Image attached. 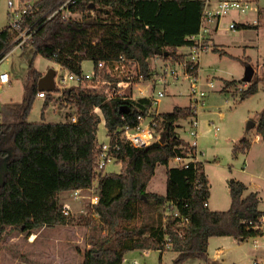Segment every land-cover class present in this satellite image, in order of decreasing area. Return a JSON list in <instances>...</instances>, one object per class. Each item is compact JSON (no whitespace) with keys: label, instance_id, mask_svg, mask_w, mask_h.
Instances as JSON below:
<instances>
[{"label":"trees","instance_id":"1","mask_svg":"<svg viewBox=\"0 0 264 264\" xmlns=\"http://www.w3.org/2000/svg\"><path fill=\"white\" fill-rule=\"evenodd\" d=\"M64 1L36 0L24 13L19 29L9 24L3 27L0 30V62L18 45L20 32L28 29L29 38L21 48L32 47L33 57L40 55L80 73L84 59L83 55H78L80 41L86 43L83 40L91 31L112 26L114 48L109 42L104 43L101 50L95 44L89 49H97L96 53L91 52L87 58L93 61L96 69L98 61L122 56L137 65L136 78L146 81L154 70L151 58L159 56L166 61L185 56L178 49L187 47L188 37L199 32L205 6V0H75L67 8L70 14L65 15L62 10L57 11ZM73 13L76 16H72ZM235 25L239 30L254 27L246 23ZM156 48L162 51L160 55ZM212 50L226 55L216 46ZM242 62L250 65L247 58ZM100 71L102 78L111 80L106 68ZM41 76L31 61L25 95L16 113L18 120L0 122V264L7 235L16 231L29 235L43 225L72 224L74 219L61 211L58 195L75 188H89L97 176L99 200L90 208L102 219V224H94L90 215H81L76 221L90 228L86 234L89 247L84 250L80 264H122L124 254L133 250H155L160 254L171 250L176 253L173 264H182L191 258L206 260L211 237L232 236L247 240L264 236L261 221L264 212L258 208L260 198L255 191L246 193L247 187L242 181H228L230 206L227 210L208 208L210 190L204 165L190 159L195 148L177 133L179 120L196 115L190 104L174 106L170 112L154 115L158 132L155 133L159 138L147 146L136 147L119 139V149L114 155L121 164L120 172L97 173L96 144L101 116L95 108L100 110L106 130L112 133L125 124L135 125L138 115H145V105L149 101L145 98L128 100L126 110L119 111L116 104L120 99L105 91L107 84L96 87L95 81H84L62 91L75 106L76 121L69 117V120L55 123L29 122L28 115L39 93L37 81ZM262 80L254 74L247 84L224 81L222 91L239 84V98L246 99L258 91ZM241 84L246 85L242 87ZM46 105L45 101L43 109ZM256 132L264 141V108ZM249 148L250 141L242 139L233 146L232 153L235 156L243 154ZM175 157L187 158V167H169ZM158 164L166 166L164 195L146 190ZM165 203H170L178 216L168 218L163 224L159 209ZM139 213L144 215L140 224L125 225ZM182 217L188 221L178 225Z\"/></svg>","mask_w":264,"mask_h":264},{"label":"rangeland","instance_id":"2","mask_svg":"<svg viewBox=\"0 0 264 264\" xmlns=\"http://www.w3.org/2000/svg\"><path fill=\"white\" fill-rule=\"evenodd\" d=\"M13 7H8L7 0H0V30L8 24L10 20L9 10L14 9L17 0H12ZM36 0L28 2H20L17 6L22 9L24 5L32 6ZM216 0H209L208 7L214 6ZM251 2V10L246 14H242L235 9L227 11L219 19L217 30L214 32V43L217 41L225 44L227 51L234 56L220 55L214 51H204L200 55L199 60V77L197 84L206 91L203 98V105L197 109L196 126H190V120H179L177 124L178 136L184 141L194 142L197 144V149L202 160H206L205 173L209 183V207L213 211H224L229 208L230 195L228 181L237 179L242 181L249 189H257L261 195H264V141L254 143L251 150L247 154L232 153L233 141L239 143L240 133L246 132V124L250 121L256 122L259 120L260 112L262 111L264 92L260 89L255 96L246 98L243 101L237 96L233 98L231 95L226 96L221 93V88L224 85L223 79L233 80L243 78L246 66L243 64V55L249 56L250 62L264 61V0H247ZM256 18H255V12ZM10 12V11H9ZM69 15V12H66ZM9 14V15H8ZM76 16V14H72ZM255 18V19H254ZM236 23H258L257 27H250L238 30L236 27L229 28V24ZM211 26V25H210ZM111 27V28H110ZM112 26L102 27L98 31H91L83 41H80V49L78 55H83L81 61V69L84 72L92 71L93 61L87 58L91 52L96 53L97 49L109 42L113 45V36L115 35ZM107 30H109L107 32ZM109 37V38H107ZM27 40V39H26ZM209 40V38L207 39ZM88 42H91L88 45ZM254 44L255 47H247L245 52H242V45ZM96 44L97 49L91 48ZM106 45L109 46L107 43ZM75 46V45H74ZM77 46V45H76ZM84 46V48H83ZM187 52V51H185ZM181 52V53H185ZM100 55V54H99ZM33 58V59H32ZM112 59L111 62H115ZM168 60V59H167ZM166 60V61H167ZM32 61L34 69L46 73L48 69L53 68L61 75L65 73L64 68H59L58 63L47 60L46 58L36 55L33 57V48L26 47L25 49L17 46L10 54L0 62V72L7 71L10 73L11 81L4 85H0V122L12 123L16 122L19 105L22 103L25 95V86L29 74V65ZM164 60L157 56L150 59L153 71H157ZM257 62L253 64L254 74L262 77L261 84L264 85V63ZM112 64V63H109ZM108 64V65H109ZM129 66L132 84L129 87L126 85L122 88L124 93L131 90L137 97V65L131 63ZM61 67V66H60ZM242 72V73H241ZM242 74V75H241ZM223 78V79H222ZM180 81V82H179ZM213 86H209V82ZM145 82V81H144ZM139 83L138 86H149L148 82ZM177 88L173 83H170L167 92L165 86L164 93L167 95L162 97L156 109L160 112H170L175 105L186 106L189 103V82L185 79L177 80ZM223 82V84H222ZM104 83H97L96 87L102 86ZM69 84L65 89L71 87ZM238 85H231L226 90L234 94H239ZM241 86H245L241 84ZM261 87V86H260ZM105 91L110 93L109 86L105 87ZM148 93L151 89H145ZM237 99V100H235ZM45 111L42 108V100L35 97L32 108L28 115L29 122H61L69 120L65 117L66 114L74 112L75 106L69 102L63 93L50 96L47 100ZM18 102L19 104H15ZM51 104V107L49 105ZM49 107V108H48ZM101 116V121L98 124L97 142L105 138L106 131L105 122L102 118L99 109L96 110ZM42 112L43 118H42ZM159 113V112H158ZM215 127H218L216 130ZM198 130L197 137L190 134V129ZM156 132V131H155ZM158 133V132H156ZM242 138V137H241ZM242 140V139H241ZM174 159L169 162V167L179 165ZM121 164L119 162L109 163L105 171L119 173ZM1 171V168H0ZM146 190L160 195L166 193V166L158 164L155 169V174L150 180ZM57 201L61 204H69L72 214L70 217L74 219L73 223L68 226H57L59 232L63 235L61 242L51 243L46 238L48 230L44 228L42 233L34 230L29 235L21 232H13L5 237L3 242V250L1 253V264H80L83 259V252L88 248L86 234L90 228L76 224L78 218L90 215L89 203L76 204L68 192L61 193L57 197ZM264 208V205H261ZM80 209L86 211V214L80 213ZM91 216V215H90ZM94 216V215H93ZM144 215L137 214L133 220L125 223L127 226L138 225L142 222ZM94 224L100 226L102 219L98 216L93 217ZM76 224V225H75ZM31 234H35L29 240ZM258 249L261 257L264 255V236L249 238L247 240H236L232 236H214L209 239L207 259L191 258L184 261L182 264H251L254 259V249ZM223 248L222 253H218L217 249ZM176 253L171 250H165L160 254L159 251L149 250L147 253L141 250H133L126 253L124 256V264H173V259ZM134 260L137 263H134Z\"/></svg>","mask_w":264,"mask_h":264},{"label":"built area","instance_id":"3","mask_svg":"<svg viewBox=\"0 0 264 264\" xmlns=\"http://www.w3.org/2000/svg\"><path fill=\"white\" fill-rule=\"evenodd\" d=\"M17 2L14 9L9 10L10 12L8 11V13L11 15L8 24L11 25L14 29H19L20 22L24 13H26L28 9L31 8V6L27 4L24 5L22 9H20V7L17 6ZM74 2L75 0L64 1L63 4L59 7V9H57V11L62 10L65 15H68L66 12H69L70 14V11L67 8L70 4ZM208 3L209 0H205V6L202 11L199 32L188 37L190 42L186 47L187 52L185 53V56L182 59L173 60L170 58L167 61H164L157 71L152 72L151 78L145 81L149 83V89H151L149 93L148 91L145 92L143 90H140L139 92L141 95L139 94L137 97L129 89L127 93H124L122 88L125 85L129 87L130 84H132V79L128 66L131 64V62L122 56H119L115 60V62H111V60H100L96 64V69L94 65L92 71L88 72L81 71L80 73H76L60 65L61 68H64L65 73H62L61 75L57 73L55 75L54 89L56 90V92L54 93H61L70 83L73 85H78L84 81H95V84H107L110 87V94L119 97L120 101L116 104V108H119L121 105H125V102L128 100L135 101L138 98H145L149 101V104L145 105V115H138V121L135 125L125 124L122 127H119L117 130L113 131L112 133H109L106 130V133L104 135L105 138L97 142V173L104 171L109 163L117 162L114 153L119 149V139L122 138L126 142L136 147H144L158 140L159 134L155 133L157 121L154 119V115H156L158 112L155 110V107L158 104V101L165 96V86L169 85L170 83H174L180 79H185L189 82V104L193 107L194 112L196 114L195 116L188 118L190 120L189 125H197L198 128L197 109L198 106L203 105V98L206 95V91L201 89L197 84L199 77V60L201 53L206 51L209 47V40L207 39L209 38V33L211 29L210 25L219 23L220 17L231 9H235L242 14H245L251 10V2L247 0H216L214 6L212 7H208ZM7 5L8 7H13L14 3L12 0H7ZM235 27L236 25L234 22L229 24L230 29H233ZM27 33L28 29H25L20 32L19 38H21V40L17 46H20L26 39L29 38L30 34ZM103 68H106L111 80L102 78L100 70ZM136 68L137 67H135V69ZM9 79V72L2 71L0 73V84L8 83ZM140 81L144 80H142L141 78L137 79V82ZM208 84L210 87L213 86L211 81ZM38 96L46 98L47 92L40 91L38 93ZM97 109L98 108H95V111ZM71 121H76V117H71ZM189 132L192 136L197 137L198 135V130L196 128L190 129ZM188 143H190L195 148L194 156L190 159L194 162L200 161V154L197 149V144H195L194 142ZM173 159L177 163H180L179 165H184L185 167H187V163L189 161L187 158L175 157ZM97 181L98 176L96 177L91 187L86 189L75 188L71 190L69 192L70 199L74 201H79L81 203H89V207L96 205L99 200V195L96 190ZM61 211L67 217L71 216L72 214L71 207L67 203L62 205ZM159 211L162 216L163 224L168 218L178 216L177 210H172L170 203L163 204L160 207ZM80 213L86 214V211L80 209ZM89 214L91 216H97V214H95L92 209L90 210ZM180 219L182 221L181 223H178V225H182L188 221L186 217H182ZM261 221L262 223H264V215L262 216ZM44 228L48 230L46 238L49 242L56 243L61 242L63 240V235L59 232L60 228H58L57 226L43 225L39 228L38 232L42 233ZM32 236L33 234H31L29 240L32 238ZM134 263H136V261H134ZM251 264H264V256L254 259Z\"/></svg>","mask_w":264,"mask_h":264},{"label":"crops","instance_id":"4","mask_svg":"<svg viewBox=\"0 0 264 264\" xmlns=\"http://www.w3.org/2000/svg\"><path fill=\"white\" fill-rule=\"evenodd\" d=\"M264 8V7H263ZM248 12H250V11H248ZM254 12H255V10H254ZM246 14V13H245ZM255 18H256V12H255ZM254 18V19H255ZM233 22H234V20H233ZM235 24H236V22H234ZM246 24H248V23H246ZM250 24V23H249ZM252 24L254 25V27H257L258 26V23L256 22V23H253V20H252ZM217 27H218V23H216V24H212L211 25V29H210V33H209V47H208V49L206 50V51H209V50H211V51H213L212 50V47L213 46H216L219 50H221V51H223V52H225L226 53V55H228V56H231V57H237V56H234V55H231L228 51H227V49H226V46L227 45H225V44H221V43H219L218 41H217V44H215L214 43V40H213V37H214V35H215V31L217 30ZM239 30V29H238ZM249 46H251V47H255L256 45H254V44H248V43H245V44H243L242 45V52H245L246 51V48L247 47H249ZM17 47V46H16ZM20 47V46H19ZM180 52H185V51H187V49H186V47H181V48H179L178 49ZM11 53V52H10ZM9 53V54H10ZM186 53V52H185ZM225 55V54H224ZM5 57H7V56H5ZM4 57V58H5ZM3 58V59H4ZM238 58V60L240 59V57H237ZM249 59L250 60V58H249V56H245V55H243V59ZM257 62H260V61H255V62H250V65H251V67L253 68V64H255V63H257ZM260 63H264V61H261ZM82 64V63H81ZM245 65V64H244ZM245 66H247V65H245ZM59 68H61L60 66H59ZM38 71V70H37ZM2 72V71H1ZM0 72V73H1ZM39 73H41L42 74V76L44 75V73H42V72H40V71H38ZM242 73V72H241ZM57 74V70H55V75ZM9 75H10V73H9ZM242 75V74H241ZM244 75V74H243ZM253 75H254V68H253ZM253 77V76H252ZM223 79V78H222ZM242 79L243 78H241V79H233L234 81H241V82H243L242 81ZM233 80H230V81H233ZM11 81V78L9 79V82ZM222 81H229V80H226V79H223ZM8 82V83H9ZM38 82V81H37ZM142 82H144V81H140V82H137V89L138 90H136V91H138V94H140V90H143V91H145V92H147L145 89H148V88H150L149 86H146V87H141V84H140V86H138V84L139 83H142ZM180 82V81H179ZM145 83V82H144ZM244 83H246V82H244ZM177 84H178V82L177 83H173V84H171V85H174V87H176L177 88ZM222 84H223V82H222ZM247 84V83H246ZM245 84V85H246ZM0 85H4V84H0ZM170 85H167V92H168V87H169ZM261 86V87H260ZM38 89V88H37ZM262 90L263 92H264V85L263 84H259V86H258V91L253 95V96H255L258 92H259V90ZM40 91H45V92H47V96L50 94L51 96L52 95H56L57 93H54L53 91H51V92H48V91H46L45 89H43V90H39V92ZM167 92L165 93V95H167ZM221 93H223L225 96L227 95V94H229V95H231L233 98H235L236 96H237V98L239 97V94H234V93H231V92H227V90H223L222 91V88H221ZM141 95V94H140ZM189 95V94H188ZM47 96H46V98H47ZM37 97L39 98V99H41L42 100V108L44 107V104H45V100H46V98H42V97H39L38 95H37ZM240 99V98H239ZM235 100H237V99H235ZM243 100H245V99H240V100H237V101H243ZM189 103H190V98H189ZM189 103H188V105H189ZM15 104H19L18 102H16ZM262 105H263V108H264V99H263V102H262ZM175 106H179V105H175ZM187 106V105H186ZM49 107H51V104L49 105ZM48 107V108H49ZM262 108V109H263ZM46 109H44L43 111H45ZM155 110L157 111V112H160L158 109H156V107H155ZM44 117V116H43ZM65 117H75V114H74V112H71L70 114H66V116ZM248 123H250V122H248ZM248 123L246 124V128H245V130H246V132H244V134H242V133H240V136H239V142L241 141V139H247V140H249L250 141V148L245 152V153H243V154H247L248 152H249V150H251V147L253 146V144L254 143H260L261 141H262V139L260 138V135L256 132V126H257V123H258V121H256V122H253L254 123V125L253 126H250V128H247V125H248ZM215 129L217 130L218 129V127H215ZM105 133H106V131H105ZM105 133H104V135H105ZM242 137V138H241ZM184 140V139H183ZM231 141H233V146L234 145H236V142H237V140L235 141V140H231ZM233 148V147H232ZM200 159V161L203 163V165H204V171H205V163L207 162L206 160H202L201 158H199ZM120 164V163H119ZM206 174V173H205ZM152 179V178H151ZM150 182V181H149ZM149 184V183H148ZM147 187H148V185H147ZM246 187H247V185H246ZM250 191H255V192H257L258 193V197L260 198V202H259V206H258V208H259V210L260 211H262V212H264V208H261V205L263 204L264 205V195H261L260 193H259V191L257 190V189H249L248 187H247V191H246V193H248V192H250ZM150 192V191H149ZM69 193V192H68ZM74 201V200H73ZM76 204H81V202H79V201H74ZM208 208L210 209V210H212V208H210L209 207V202H208ZM228 205L230 206V203L228 202ZM213 211V210H212ZM263 226H264V224H263ZM33 235H35V234H33ZM31 241H33V239H30ZM236 240H239V239H236ZM258 249H261V247L259 246H256L255 247V249H254V252H253V254H254V259H256V258H260L261 257V255L259 254V253H257V252H259L258 251ZM218 251V253H222L223 252V248H218L217 249ZM135 251V250H134ZM142 252H145V253H147V251H149V250H141ZM208 254V253H207ZM126 254H124V256H125ZM264 256V255H263ZM253 259V260H254ZM134 261H136V260H134ZM124 262H125V258L123 257V260H122V264H124ZM136 263H137V261H136ZM230 264H236L235 262H233V263H230Z\"/></svg>","mask_w":264,"mask_h":264},{"label":"water","instance_id":"5","mask_svg":"<svg viewBox=\"0 0 264 264\" xmlns=\"http://www.w3.org/2000/svg\"><path fill=\"white\" fill-rule=\"evenodd\" d=\"M156 53L158 55H160L162 53V51L156 48ZM163 54L165 56L168 55L167 52H163ZM252 76H253V68L251 67V65H247L245 68V73H244L242 81L248 83L251 81ZM54 77H55V70L53 68L48 69V71L38 79V82H37L38 90L45 89L48 92L53 91L54 90ZM118 110L119 111H125L126 106L121 105L118 108ZM253 125H254V123L252 121H250V123H248V125H247V128H250V126H253ZM163 138H164V134L160 138V142L163 141Z\"/></svg>","mask_w":264,"mask_h":264}]
</instances>
